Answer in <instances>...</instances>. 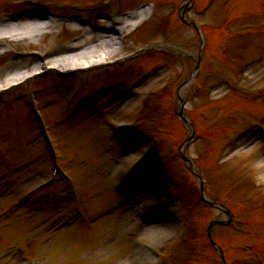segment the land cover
Instances as JSON below:
<instances>
[{
    "label": "rangeland",
    "instance_id": "rangeland-1",
    "mask_svg": "<svg viewBox=\"0 0 264 264\" xmlns=\"http://www.w3.org/2000/svg\"><path fill=\"white\" fill-rule=\"evenodd\" d=\"M36 1L72 16H84L85 12L77 7L90 5L93 7L87 8L88 12L94 11L114 20L115 15L111 14L115 10L133 12L138 0H124L110 9L106 5L110 0ZM150 1L156 2V6L149 11L150 21L146 28L139 30L129 46L114 58L126 56L132 49H146V44L155 45L154 51L166 49L165 53L151 55L153 51L149 50L150 56L146 52L147 57L138 63L126 65L125 70L120 72L116 69L114 72L117 71V76L110 75L111 77L101 79L96 77L100 72L82 73L77 80L69 81L61 87H57L55 82L45 85L43 92L38 94L47 126L62 152L61 164L75 178L78 186L75 191L79 194L78 200L85 203V212L98 224L92 229L76 228L73 225L81 216L74 214L72 201L63 202L64 204L57 202L48 207L45 213L42 209L44 214L36 221L37 226L44 224L48 229L39 227L41 230L37 228L34 231L28 225L16 232L10 229L8 238L14 241L6 240L0 247V264H131V256L125 257L124 254H129L131 244L144 232L151 237L148 238L151 248L153 246L151 254L156 248L162 251L160 257L156 256L158 260L153 259L152 262L163 263L164 260L173 261L174 258L180 261L179 264H184V260L188 258L182 253L174 254L173 250H176L179 237L185 235L187 225H191L193 232H196L194 236L200 242L196 246L190 243L189 247L203 252L201 257L193 259L194 264H223L214 252L210 253L208 246H204L205 239L201 241L206 236L208 222L222 218L223 213L214 209L205 211L187 200L191 198L194 202L198 197L192 195L198 190L194 176L197 166L202 170L203 182L210 198L219 202H225V198L232 199L236 202L232 207L234 212L239 215L240 220L247 222L246 226L241 221L234 220L231 229H216L214 232L217 243L227 249L228 260L235 261L230 264H242L241 257L252 258L251 264H260L257 262V255L264 262V249L259 251L264 240L252 241L255 233L250 228L252 216L264 215V134L258 133L259 122L255 123L264 112V0H218L207 11L202 10L204 0H194L192 19L205 29L208 40L201 55L204 63L202 70L186 86L184 84L192 75L197 54L202 47L201 38L196 32L182 25L177 18L188 0ZM18 2L19 0H0V17L19 10L13 6ZM240 14L243 17L239 18ZM228 15L231 21L225 25ZM99 21L93 22L96 25ZM112 24L110 20H106L107 26ZM222 29H227L229 33ZM75 30L76 28H65L57 24L53 30V38H45L34 46L27 43L23 47L17 44L11 47L17 52L30 53L31 49L48 52L54 62L58 59H54L53 52L60 53L62 49L66 50L67 47L82 42L80 36L87 35V30ZM74 37H77L76 42H73ZM95 37L99 38L92 36L91 43L96 40ZM13 58V54L0 58V74L20 66ZM117 77L121 80L116 82ZM4 78L2 76L0 82ZM80 79L83 92L93 89L96 86L93 82L96 81H108L107 87L114 86L115 89L109 96L106 94V99H111L110 105L106 107H100L96 103L97 99L100 101V97L104 96L101 92H97L99 96L94 97L92 105L98 106L95 108L83 110L78 105L84 98H78L75 117L78 116L73 121H68L64 115L65 96L76 89L74 84ZM137 79H140L138 83L141 86L134 90L132 99H126L127 94L116 95L117 87H120L117 84L128 87ZM165 82L172 83L171 90L167 93L169 97L166 100H163L164 97H154L153 91L161 93V86ZM224 84L227 87L231 84L237 87L240 84L247 91H236L235 87L229 90ZM197 86L200 90L196 89ZM143 97L149 100L146 106L139 103ZM181 101L195 134L205 135L204 141L196 143L190 149L189 157L197 164L193 171L179 158L190 131L187 125H180L179 120L173 117L174 112L180 109ZM18 105L20 108L13 105L10 111H0V192H3L0 199H5L3 206L0 203V210L14 206L20 197L29 193L34 184L50 173L48 154L40 144L36 125L27 113V108L24 110L23 104ZM156 107L160 109L156 110ZM125 122L139 125L143 131L152 127L161 138V153L164 154L162 160L167 165V179H163L161 175L160 178L157 177L160 180L156 182L163 191L158 196H163L164 191L172 190L175 194L172 204L177 206L173 212L178 219L171 216L170 222L145 230L139 210L140 207L146 208L139 206L138 199L136 203H120L119 208L114 209V205L122 199H134L133 195L123 196L115 190L119 166L125 159L135 166L144 154L143 148L136 151L129 149L128 152L122 149L121 143L111 139L112 128ZM252 122L255 124L249 126ZM245 129L247 130L244 131ZM163 132H166L165 135ZM238 136L237 140L229 144V138L232 141ZM226 142L229 145L227 150L219 155L223 161L215 164L214 158L216 159ZM149 149L150 146H147L145 151ZM254 184L258 186L254 188ZM185 197L186 203L183 199L180 201L179 198ZM65 217L66 220L73 217L74 221L68 222L71 227L66 228V233L54 231L55 228H51V218L61 224ZM74 231L80 232V236H77L80 241L68 239ZM81 231L85 236H82ZM39 235L45 236L44 239L49 241L46 243L45 240V244L40 245L37 239ZM241 246L244 252L238 250Z\"/></svg>",
    "mask_w": 264,
    "mask_h": 264
},
{
    "label": "bare ground",
    "instance_id": "bare-ground-1",
    "mask_svg": "<svg viewBox=\"0 0 264 264\" xmlns=\"http://www.w3.org/2000/svg\"><path fill=\"white\" fill-rule=\"evenodd\" d=\"M139 17H144L143 15L139 16ZM17 22V21H16ZM11 23V22H10ZM131 23V21H130ZM30 24L25 23V22H17L14 24H8L6 26H2L1 28V33H3V30L6 31L5 34H0L1 36L4 35H15L14 37H18L21 35H24L27 39H29L30 43H34L37 42V39L34 37V29L29 26ZM11 33V34H10ZM114 34L116 35V32H114ZM90 43V39L88 38H82V42H79L78 44L74 45V46H69L65 49H62L59 52H53V56L55 57L54 59H58V60H54V62H47V64L52 67V68H56V69H60L61 67L64 68H71V69H76L80 66L85 65V63H90L93 62L94 56L96 54H106V56L117 53L118 50H113L110 48V46L105 42L104 44L101 43L98 46H92L89 47ZM92 51L94 52V55H91ZM2 54H7V52L2 51L0 55ZM91 55V56H90ZM105 58V56H103ZM24 69H28V66L26 65ZM30 69V68H29ZM19 72V71H18ZM23 71H21L18 75L19 77H11L9 78L8 81H1L0 82V87L4 86L5 83H8L7 86L16 83L17 81H20L24 76H20L21 73ZM30 72V70H29ZM0 77H2L0 75ZM15 77V78H14Z\"/></svg>",
    "mask_w": 264,
    "mask_h": 264
}]
</instances>
